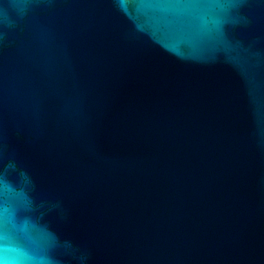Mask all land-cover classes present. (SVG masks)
Instances as JSON below:
<instances>
[{
	"label": "water",
	"instance_id": "1",
	"mask_svg": "<svg viewBox=\"0 0 264 264\" xmlns=\"http://www.w3.org/2000/svg\"><path fill=\"white\" fill-rule=\"evenodd\" d=\"M0 264H264V0H0Z\"/></svg>",
	"mask_w": 264,
	"mask_h": 264
}]
</instances>
